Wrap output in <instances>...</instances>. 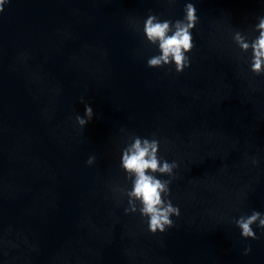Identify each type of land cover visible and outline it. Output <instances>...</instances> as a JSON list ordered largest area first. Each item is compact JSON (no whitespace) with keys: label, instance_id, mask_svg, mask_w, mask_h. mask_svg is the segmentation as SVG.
<instances>
[{"label":"water","instance_id":"obj_1","mask_svg":"<svg viewBox=\"0 0 264 264\" xmlns=\"http://www.w3.org/2000/svg\"><path fill=\"white\" fill-rule=\"evenodd\" d=\"M198 22L189 66L151 68L144 22ZM264 0H8L0 13V264H264V74L248 42ZM85 105L92 119L81 127ZM135 137L176 162L155 234L126 212ZM90 157L94 162L87 163ZM256 161V163H253ZM251 251L245 255V249Z\"/></svg>","mask_w":264,"mask_h":264},{"label":"clouds","instance_id":"obj_2","mask_svg":"<svg viewBox=\"0 0 264 264\" xmlns=\"http://www.w3.org/2000/svg\"><path fill=\"white\" fill-rule=\"evenodd\" d=\"M8 0H0V13L4 11V5ZM185 16L182 20L160 21L157 16L149 15L144 22V34L150 43L159 42L160 54L148 59L147 64L151 68H158L164 65L175 64L177 73L189 66V57L186 55L194 47L192 29L198 22L197 10L193 3H186L184 8ZM259 35L248 42L239 32L234 35V41L242 51H252L250 70L256 74H264V17L259 18L256 25ZM83 118L77 116L76 119L81 127H84L93 117V109L90 105H85ZM159 141L156 139L135 137L130 148L123 151L121 162L122 167L129 174L135 175L133 187L127 193L129 208L126 212H136L135 201H139V212L141 216L147 217L148 230L155 234L164 232L173 226L172 216H179V208L172 205L170 200L165 199L169 195V180L157 178L160 175H173V170L177 167L176 162L169 163L161 161L158 156ZM94 162V157L87 161L89 165ZM256 163V161H253ZM241 235L244 238L258 239L253 231L252 225L256 224L264 229V214L253 211L248 216H241L235 221ZM251 248L245 249V255Z\"/></svg>","mask_w":264,"mask_h":264}]
</instances>
